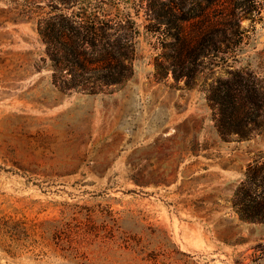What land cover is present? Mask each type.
Wrapping results in <instances>:
<instances>
[{"label":"rangeland","instance_id":"rangeland-1","mask_svg":"<svg viewBox=\"0 0 264 264\" xmlns=\"http://www.w3.org/2000/svg\"><path fill=\"white\" fill-rule=\"evenodd\" d=\"M49 12L111 19V39L129 25L133 75L60 91L37 28ZM177 15L186 31L239 22L191 87L172 72ZM241 67L264 81V0H0V264H264V223L232 206L264 131L222 139L206 99Z\"/></svg>","mask_w":264,"mask_h":264},{"label":"trees","instance_id":"trees-1","mask_svg":"<svg viewBox=\"0 0 264 264\" xmlns=\"http://www.w3.org/2000/svg\"><path fill=\"white\" fill-rule=\"evenodd\" d=\"M203 16V20L192 24L190 31L182 27L185 17L178 15L179 23L172 26L176 48L169 55L172 72L176 80L184 78L187 87L193 85L200 71L201 58L221 52L222 43H235L234 36L238 32L237 21ZM37 26L46 45L52 82L60 91L99 93L108 86H122L133 75V47L127 35L129 25L123 27L124 37L111 39L106 31L114 26L111 19L91 18L78 22L69 15L49 12L37 21ZM85 43L103 53L91 58L80 47ZM161 67V63H156L157 69ZM206 99L214 111L215 126L222 139L235 136L236 140H246L263 133L264 81L253 70L241 67L228 71L226 77L208 86ZM232 206L241 220L264 223L263 155L246 166L244 177L234 190Z\"/></svg>","mask_w":264,"mask_h":264}]
</instances>
